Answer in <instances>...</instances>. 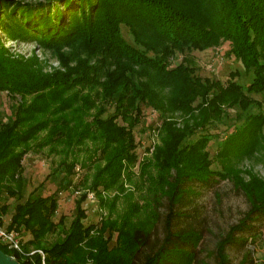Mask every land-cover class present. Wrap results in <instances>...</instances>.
I'll return each mask as SVG.
<instances>
[{
    "label": "trees",
    "instance_id": "obj_1",
    "mask_svg": "<svg viewBox=\"0 0 264 264\" xmlns=\"http://www.w3.org/2000/svg\"><path fill=\"white\" fill-rule=\"evenodd\" d=\"M53 2L61 7L55 13L48 11L52 5H31L25 21L14 24L7 23L10 2L0 0V24L4 31L8 24L13 29L5 31L8 36L31 38L56 51L74 49L60 57L65 71L45 74L37 61L10 55L0 41V93L20 97L14 118L4 123L0 117V202L5 195L21 199L25 157L49 148V155L62 157L57 164L64 176L61 190L96 192L108 216L98 225H84L86 193L65 229L64 219L54 221L61 191L32 197L16 206L8 226L32 235L23 244L24 254L1 243L0 250L21 264H209L202 257L207 224L194 198L229 181L245 197L248 211L208 255L216 264H234L229 251H239L244 253L239 264H248L247 247L262 236L264 179L231 162L233 155L251 154L261 142L264 155V115H250L218 144L221 170L212 169L208 151L215 137L200 133L224 106L247 112L255 102L249 95L264 93V0ZM122 25L135 46L123 38ZM224 44L227 56L254 74L250 85L231 82L217 94L216 84L195 77L185 58L174 63L179 55ZM141 104L158 112L161 144L141 164L135 182L133 129L143 117ZM109 105L115 111L104 118ZM87 141L94 147L83 149ZM79 167L84 175L76 184ZM122 199L127 207L119 212ZM8 210L0 207V225ZM53 235L58 239L48 244Z\"/></svg>",
    "mask_w": 264,
    "mask_h": 264
},
{
    "label": "rangeland",
    "instance_id": "obj_2",
    "mask_svg": "<svg viewBox=\"0 0 264 264\" xmlns=\"http://www.w3.org/2000/svg\"><path fill=\"white\" fill-rule=\"evenodd\" d=\"M10 4L7 8L9 12V21L7 23L16 21L18 23L25 21L27 12L31 5L44 4L47 7L52 5V9L48 11L52 14L55 13L59 5L52 3V0H8ZM17 8L15 15L12 11ZM61 8V7H60ZM8 30H12V26L8 24ZM3 30L0 24V41L10 51V55L19 57L23 60H34L40 64L41 69L45 74H53L57 71H65L61 64V55L70 56L74 53L73 48L63 47L61 50L46 49L39 43L31 38H12ZM122 36L127 43L135 46L134 37L130 29L122 25ZM229 45L224 44L220 47L208 49L204 51H194L188 56L179 55L174 63L182 62L183 58L187 60L191 66H194L195 77L200 78L202 81L208 80L215 83L217 88L216 92L219 94L221 90L226 89L231 82L238 83L242 86H248L254 80L253 73H247L240 61L233 57L227 56ZM59 52V53H58ZM62 53V54H61ZM74 66V65H72ZM235 75V76H234ZM255 100V104L247 111L242 112L240 108H229L224 106L219 115H217L207 128L203 130L200 135H208L215 137L213 144L208 147L210 157L213 160V170H221L222 163L218 160L217 154L220 151L218 144L231 136L235 132L236 126H239L248 119L250 115L259 116L264 115V93H252L249 95ZM20 97H11L7 92L0 93V117L4 123H7L14 118L19 105ZM31 101V100H29ZM32 102V101H31ZM142 109V116L139 124L133 129L135 135V153L137 155V162L133 168L134 180L139 181V174L141 172V164L146 158H152L155 147L161 144V122L159 114L155 110L146 105H140ZM109 112L104 117L114 113V107L109 105ZM172 115V114H170ZM172 117L180 120L179 114H173ZM240 119V120H239ZM120 125L124 126L123 121L119 120ZM262 137L264 138V126L261 129ZM40 137L44 138L45 133ZM262 142L257 146V150L251 154H240L232 157L231 165L241 171H247L259 175L264 179V155L261 149ZM83 149L94 147L91 141L86 142ZM49 148L43 150H32L24 159V189L21 194V199L18 197L4 196L0 202L1 206H8L9 210L6 216L2 217V225L5 229L11 223L12 216L14 215L15 208L18 205L24 204L29 198L32 197H50L59 191V207L54 217V221L58 223L60 219H64L65 229H69L72 221L77 215L76 202L82 195H88L87 200L83 204V209L86 211V219L84 225L86 227L91 225H98L104 218L108 216V209L103 208L100 199L96 192L88 191L84 187L79 189L71 187L67 190H61V181L63 174L57 171V164L62 160L58 154L49 155ZM98 157V155H97ZM97 157L93 158V161ZM77 169V175L74 177V182L77 184L83 177L84 171ZM129 188V185L127 186ZM102 192V190H101ZM78 193V194H77ZM106 193H102V197H106ZM195 204L199 206V213L201 220L207 224V230L204 234L203 248L205 253L202 257L209 264H216L215 258L209 256L208 253L214 251L217 241L221 235L228 233L232 226H235L242 218L245 212L248 211V203L245 197L236 191L233 184L229 181H222L217 187L210 190H203L200 195L194 198ZM127 207V202L122 199L119 202V212H123ZM262 236L254 244H249L246 250L251 252V259L248 264H264V225L260 229ZM15 231V230H13ZM18 233L25 245L33 239L29 232ZM58 239V235L48 237L47 243L51 244ZM116 245V238L110 243V248ZM29 251L42 253V251ZM231 260L234 264H239L243 259V254L239 251H229Z\"/></svg>",
    "mask_w": 264,
    "mask_h": 264
},
{
    "label": "built area",
    "instance_id": "obj_3",
    "mask_svg": "<svg viewBox=\"0 0 264 264\" xmlns=\"http://www.w3.org/2000/svg\"><path fill=\"white\" fill-rule=\"evenodd\" d=\"M0 243L8 247L10 250L14 251L15 253H18L20 255L24 254L23 242L20 235L13 230L10 231L8 229H5L1 225H0ZM35 253L36 252L31 253V255H34ZM39 254L43 256L42 253Z\"/></svg>",
    "mask_w": 264,
    "mask_h": 264
},
{
    "label": "water",
    "instance_id": "obj_4",
    "mask_svg": "<svg viewBox=\"0 0 264 264\" xmlns=\"http://www.w3.org/2000/svg\"><path fill=\"white\" fill-rule=\"evenodd\" d=\"M0 264H21L13 257L0 250Z\"/></svg>",
    "mask_w": 264,
    "mask_h": 264
}]
</instances>
